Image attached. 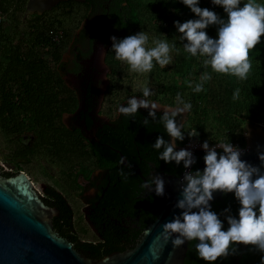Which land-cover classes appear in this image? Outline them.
Wrapping results in <instances>:
<instances>
[{
	"label": "water",
	"instance_id": "1",
	"mask_svg": "<svg viewBox=\"0 0 264 264\" xmlns=\"http://www.w3.org/2000/svg\"><path fill=\"white\" fill-rule=\"evenodd\" d=\"M63 0H27L24 12L40 14ZM100 18L86 26L93 31L88 40V52L80 58L74 53V69L67 72L59 63L56 70L65 86L74 91L77 109L64 119L63 124L77 128L100 157L116 163L102 173L96 183L98 199H89L90 206L81 209L83 219L103 244H95L107 251L98 253L89 244H80L67 234L72 233L71 216L58 194L41 186L42 193L54 203L39 197L32 183L19 172L10 176L0 173V264H208L199 259L195 251L198 241L185 242L173 249L171 239L161 236V226L181 210L175 207L180 199V185L186 171H203V156L199 146L191 151L196 163L184 169L183 163H165L159 160L160 150L152 147L157 137L169 140L162 114L148 117V110L139 109L133 116L119 114L117 120L107 121L95 113L107 84L101 64L103 50L110 37L124 34L120 24L114 22L111 2L101 5ZM148 119V124L144 120ZM245 146L241 160L260 167L258 155L264 153V132L247 126L242 135ZM216 151L222 154V149ZM1 170V169H0ZM264 172V168H260ZM163 178L164 193L157 196L153 190L142 187L146 180ZM211 210L228 228L224 209L238 216L239 203L234 193L214 192ZM73 234V233H72ZM174 238V237H173ZM244 248V247H243ZM240 245L226 258L211 264H237Z\"/></svg>",
	"mask_w": 264,
	"mask_h": 264
},
{
	"label": "clouds",
	"instance_id": "2",
	"mask_svg": "<svg viewBox=\"0 0 264 264\" xmlns=\"http://www.w3.org/2000/svg\"><path fill=\"white\" fill-rule=\"evenodd\" d=\"M180 2L197 17L184 23H174L180 34V41H187L183 44V50L193 57H204V66H210L213 72L246 80L252 68L249 52L264 36V4L247 0L243 7H239L242 0H212L213 5L223 8L227 16L225 20L207 8H200L199 0ZM212 25L217 26L215 39L210 38L205 31ZM148 39L144 32L119 40L113 36L110 37L111 51L114 52L115 59L126 63L133 73H150L154 61L161 68L169 65V53L175 45H170L167 39H156L153 40L154 47L146 48ZM210 79L207 72L203 73L201 82L195 85L193 91H203L204 82ZM189 87H192L191 83ZM150 95L151 90L144 87L143 98H128L126 104L117 107V113L133 116L139 109H146L148 117L155 119L159 105L147 99ZM238 98L239 89L233 93V99ZM176 101L177 107L164 110L160 117L170 139L165 140L163 136H159L152 147L160 150V161L166 164L175 162L176 165L183 163L184 169H190L196 163L192 152L187 149L176 150L177 141L185 139L183 125L177 123L176 117L190 111L192 105L185 102L180 94H177ZM148 122V119L144 120V124ZM188 136L197 137L198 133L193 130ZM201 147L206 153L203 156V171H186L183 175L180 199L175 204L181 213L161 226V236L166 242L171 239L173 249L186 241H198L195 251L199 259L208 264L234 253L236 245L253 246L264 253V172L260 171V168H264V153L258 155L260 167H255L241 160V149L233 146L228 139L216 143L214 147L204 141ZM217 148L222 149V154L216 151ZM164 184L163 178L156 176L146 180L142 187L144 190L154 189L157 196H162ZM217 191L234 193L240 205L237 217L228 214L229 209H224L223 214L228 224L226 231L224 223L210 206L213 193ZM260 264H264V256Z\"/></svg>",
	"mask_w": 264,
	"mask_h": 264
},
{
	"label": "trees",
	"instance_id": "3",
	"mask_svg": "<svg viewBox=\"0 0 264 264\" xmlns=\"http://www.w3.org/2000/svg\"><path fill=\"white\" fill-rule=\"evenodd\" d=\"M113 1L116 3V9H119V11L115 10L116 14H118L117 24H120L125 31L123 35H119L118 40L134 35L142 26L146 19L145 17L148 16L154 17L155 20L167 22L168 27L171 26L172 22L184 23L188 20L197 19L180 0H165L174 2L177 12V16L167 17L165 16L161 0H152L148 5H144L141 0ZM246 2L247 0H242L239 7H243V3ZM65 3L71 5L76 2L69 0L65 1ZM257 3L264 4V0H258ZM12 4H14L13 9L15 11L22 9L21 6H18L12 0H0V15H6ZM198 6L215 12L221 19H223L222 17L225 20L227 19L223 8L213 5L212 0H199ZM22 7H24V4ZM39 18L40 16L35 15L34 20ZM38 24V21H31L30 26H32L34 32L28 40L29 44H27L22 38L16 43L8 40L2 31V22L0 23V115L9 110L12 111L16 100L21 102H24V100L30 102V100L35 99L40 102L49 100V97L42 95L45 91H42V85L47 84L48 79L47 66L45 61L41 59L42 55H36V52L43 51V53L50 54L51 59L56 62L60 56V50L58 49L60 43L57 45L53 44L48 35V32L55 31V29L45 27L44 24H40L42 27L39 28ZM205 31L210 38H216L217 26H209ZM185 53L186 60L176 68L174 81L157 84L152 95L147 97V99L152 101L174 107L177 106L176 96L180 94L185 102L191 103V110L187 112L182 128L185 139L179 141V144L183 145L184 141L190 138L188 135L193 130L198 133V136L190 139L203 143V139L206 136L207 119H210V121L214 119L217 123L220 121L226 137L223 141L236 139L241 147H244V141L242 137H236V130L239 128L240 122H247L252 125L262 123V131L264 132V36L261 37V42L249 52L252 68L247 79L243 81L229 74L213 72L210 66H204V57L199 55L193 57L189 53ZM193 68L195 73L200 74V77L205 72L211 76L210 80L204 82V90L199 93L193 91L195 85L201 82H193L191 80ZM189 83L192 84L190 89ZM36 89L38 90L36 91ZM237 89H239V98L234 100L233 93ZM186 90L188 95L185 99L183 94ZM123 104H126V102ZM156 113L162 114L160 112ZM209 115L212 116V119L208 118ZM260 117H262L261 120ZM187 124L191 128L190 131L185 130ZM100 159L102 167H109L110 170L116 166V163L112 161H107L102 157ZM47 189L61 197L71 216V209L63 196L52 188ZM46 197L51 203H54L53 198L49 195H46ZM71 225L70 220V227ZM67 234L75 238L80 244L91 245L98 253L107 251L106 247L98 249L95 246V244H103L102 240H98L95 243H81L74 234L69 231H67ZM262 256H264V253L257 251L253 246L244 245V248H242V245H240L237 264H260Z\"/></svg>",
	"mask_w": 264,
	"mask_h": 264
},
{
	"label": "flooded vegetation",
	"instance_id": "4",
	"mask_svg": "<svg viewBox=\"0 0 264 264\" xmlns=\"http://www.w3.org/2000/svg\"><path fill=\"white\" fill-rule=\"evenodd\" d=\"M63 0L58 2L50 10L58 8L60 3H65ZM76 1L77 6H85L87 8V16L92 15V18L83 24L78 26V36L76 38V44L73 46L74 49L68 53L66 57L63 55L59 56V59L55 62L50 59L49 66L46 64V72L48 73L47 84L42 85L44 94L49 97V100L43 102L35 100H24L21 102L16 100L13 104V110L2 113L0 115V135L6 146L9 148L8 156L10 157V162L8 163V169L2 171L0 168V173H7L10 176L16 175L22 172L21 169H17V163L28 164L31 161H35L42 172H47L48 182L41 183L40 185L47 188H52L56 190L59 194L61 192L57 190L55 185L64 183L71 185L73 191L71 192L78 201L82 203L81 209L90 206L87 203L89 199H98L99 193L96 189V183L100 180L103 171L109 170V167L101 166V157L94 149V147L79 134L77 128L69 129L64 124L63 121L67 117L74 114L77 109V98L74 91L68 89L64 82L60 79L58 71L56 68L58 64L61 63L65 71L70 72L74 69V53L78 52L80 58H83L88 52V40L93 35V31L89 30L86 26L90 25L92 22L100 18V13L102 12L101 5L106 2H111L115 17L114 22L117 23L118 14L116 11V6L113 0H70ZM26 4V3H25ZM25 7V5H24ZM69 10V9H68ZM67 10V12H68ZM116 10V11H115ZM48 11V10H47ZM47 11H43V14ZM72 12V11H71ZM70 11L66 13V17L70 18L73 16ZM36 14V13H34ZM40 14H36L39 16ZM78 15V12L75 16ZM118 38L119 36H115ZM112 42L109 40L107 46L103 50V55L101 59V64L109 71L107 74H103V79L105 80L107 75L112 71L109 70V66L105 64L106 52L111 49ZM44 60L43 56L41 57ZM113 73V72H112ZM114 75V73H113ZM36 88V87H35ZM38 89H36L37 91ZM107 92V84L101 95L100 102L98 104V109L95 113L96 117H101L107 121L117 120L119 114L112 117L100 116L98 110L102 101H104V95ZM122 101V100H121ZM118 103L122 105L127 102L126 99ZM154 102V101H153ZM117 106V103L115 104ZM163 113V112H160ZM187 112L185 115V119ZM177 123L181 124V116H177ZM184 149L183 145L180 146L179 141H177L176 150ZM40 163V164H38ZM45 164V165H44ZM29 180L26 172H22ZM30 181V180H29ZM31 182V181H30ZM32 183V182H31ZM33 189L37 192L39 197L49 201L46 194L42 193V188H36L32 183ZM61 196H63L61 194ZM66 203L71 209V231L78 238V240L83 241L79 238L77 230L82 232V229L75 227L73 220V211L66 198L63 196ZM50 202V201H49ZM82 221L86 226V229L95 235L88 224L83 219L84 214L81 212ZM97 242L99 239L95 235ZM92 242V243H95Z\"/></svg>",
	"mask_w": 264,
	"mask_h": 264
},
{
	"label": "rangeland",
	"instance_id": "5",
	"mask_svg": "<svg viewBox=\"0 0 264 264\" xmlns=\"http://www.w3.org/2000/svg\"><path fill=\"white\" fill-rule=\"evenodd\" d=\"M27 0H12V2H16L18 6H21L20 11H15L13 9L12 4L8 10V13L2 16V31L5 37L10 40L12 43H16L21 38L27 44L29 38L33 35L34 32L32 26H30L31 21H38V27L41 28L44 24L45 27H49L58 31H63L62 40L58 49L60 50V55L64 57L68 56L67 54L71 52L73 46L76 44V38L79 34L78 26L79 24H83L84 22L88 21L92 18V15L87 16V8L85 6H77L76 3L74 4H67V3H60L58 8L48 10L47 12L40 14V18L38 20H34L36 14L24 12V7L22 5L26 3ZM84 1V0H82ZM144 5H148L152 0H141ZM164 8L165 16H177L175 3L174 2H167L165 0H161ZM258 0H256L257 2ZM76 2V1H74ZM74 14L70 16V18L66 17L67 10ZM78 12V15L76 13ZM145 21L142 23V26L135 32V34L139 32H144L148 35L149 39L147 44L145 45L146 48L154 47L153 40L159 39L164 40L167 39V42L172 45L174 44L175 47L170 51L169 55L171 57V62L169 65L161 68L158 64L154 63V67L150 73H133L130 71L129 66L122 62L115 59L114 52L111 49L107 50L105 64L109 66V70L111 72L107 75L106 79L104 80L107 83V92L104 95V101H102L98 113L100 116L105 117H112L117 112V107L119 106L121 100L128 99L130 97L136 96L138 99L142 97V89L144 87H148L151 92L153 93L154 88L157 84L169 83L174 81L175 70L177 67L181 65L183 61L186 60V53L183 50V44L186 41H180L179 33L177 29L174 27V23H171V26H167V22L155 20L154 17H145ZM224 19V17H222ZM227 18V17H226ZM134 34V35H135ZM36 55H42L44 58L45 63L49 66L50 59L49 55L43 51H37ZM48 55V56H46ZM108 71V70H107ZM109 72V71H108ZM200 74L195 73V69H192V76L191 80L200 82ZM192 82V83H193ZM190 89V87H189ZM187 90L183 94V98L186 99L187 97ZM150 100V99H149ZM152 101V100H150ZM159 105V109L157 112H163L169 108L167 105H164L160 102H156ZM117 103V106L115 105ZM185 113H182L181 116V124L183 125L185 121ZM208 118L212 119V116L209 115ZM262 117H260V120ZM250 126L253 130H258L262 128V123L249 124L247 122H240L239 128L236 130V137L239 138L243 135V130ZM186 131H190L191 128L187 124L185 127ZM222 128L220 121L218 123L212 119H207L205 133L206 136L204 137V141L209 142L210 147H214L216 143L223 142L226 139L225 131ZM238 138V139H239ZM243 139V137H242ZM240 140V139H239ZM244 141V139H243ZM245 144V141H244ZM182 146V144H180ZM9 148L6 146L5 142L0 135V168L2 171L6 172L8 169V163L11 161L10 157L8 156ZM17 163V169H21L22 172H26L29 180L33 183L36 188H39L41 183L48 182V175L47 172L42 170L38 167L35 161H31L28 164H20ZM40 164V163H38ZM45 165V164H44ZM57 190L61 192V194L66 198L67 202L72 208L73 211V224L75 227L82 229L83 231L80 232L77 230L79 234V238L83 241L87 242H95L96 237L93 235L82 221V216L80 212V208L82 203L78 201L74 195L71 194L73 188L71 185L67 184H58L55 185ZM244 245H242V248Z\"/></svg>",
	"mask_w": 264,
	"mask_h": 264
},
{
	"label": "built area",
	"instance_id": "6",
	"mask_svg": "<svg viewBox=\"0 0 264 264\" xmlns=\"http://www.w3.org/2000/svg\"><path fill=\"white\" fill-rule=\"evenodd\" d=\"M1 21H2V16L0 15V23H1ZM48 35L50 36L51 41H52L53 44H55V45H57L58 43H60L61 40H62V32H61V31H58V30L50 31V32H48ZM229 142H230L233 146L238 147V148L241 149V150L244 149V147H241V146L239 145V143L236 141V139H235V140H232V141L229 140ZM202 144H203V143H200V142H198V141H195V140H193V139L188 138V139H186V140L184 141V143H183V148H184V149H188V148H191V147H193V146H195V145L201 147ZM201 148H202V147H201Z\"/></svg>",
	"mask_w": 264,
	"mask_h": 264
}]
</instances>
